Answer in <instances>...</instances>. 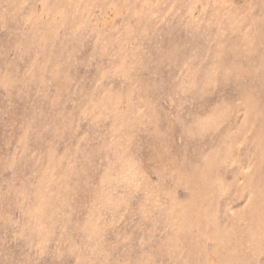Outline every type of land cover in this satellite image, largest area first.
<instances>
[{
  "label": "rangeland",
  "instance_id": "1",
  "mask_svg": "<svg viewBox=\"0 0 264 264\" xmlns=\"http://www.w3.org/2000/svg\"><path fill=\"white\" fill-rule=\"evenodd\" d=\"M0 264H264V0H0Z\"/></svg>",
  "mask_w": 264,
  "mask_h": 264
}]
</instances>
